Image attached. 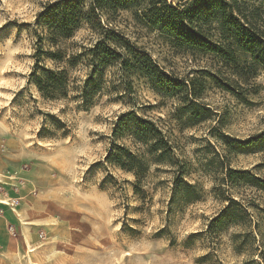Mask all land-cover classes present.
<instances>
[{
    "label": "rangeland",
    "instance_id": "1",
    "mask_svg": "<svg viewBox=\"0 0 264 264\" xmlns=\"http://www.w3.org/2000/svg\"><path fill=\"white\" fill-rule=\"evenodd\" d=\"M47 1L0 0V264H264V190L253 178H264L262 67L216 18L195 23L233 48L231 62L161 32L142 0L101 23L195 86L209 116L193 120L181 95L113 65L88 109L71 97L47 100L31 80L34 22ZM253 2L264 25V0ZM92 33L84 23L70 41ZM131 110L155 120L172 147L150 164L140 193L131 173L105 161L117 116ZM228 168L243 175L229 180ZM229 196L248 200L249 212L216 222Z\"/></svg>",
    "mask_w": 264,
    "mask_h": 264
},
{
    "label": "trees",
    "instance_id": "2",
    "mask_svg": "<svg viewBox=\"0 0 264 264\" xmlns=\"http://www.w3.org/2000/svg\"><path fill=\"white\" fill-rule=\"evenodd\" d=\"M142 0H49L37 14L34 25V64L31 80L42 97L58 100L71 97L79 107L88 109L104 88L105 68L117 66L120 74L141 73L154 86L169 95H181L185 100L183 109L193 120L206 119L210 109L200 104L196 91L183 79L162 69L145 51L133 48L114 29L101 22L107 11L125 9ZM184 1V0H182ZM147 14L150 24L175 40L194 48L215 53L228 61L234 60L233 48L225 47L212 40L196 25L202 16L214 17L220 29L228 34L234 46L251 56L254 63L264 71V25L262 10L253 0H190L174 5L168 0H147ZM89 24L92 34L88 42L70 41L76 31ZM47 61L51 64L48 65ZM84 70L85 75L73 73ZM70 92L71 95H70ZM112 141L105 155L107 163L126 173H131L136 182L135 192L140 193L144 176L151 163H158L170 157L172 150L167 136L159 124L134 111L121 112L112 131ZM128 136L132 147L117 140ZM253 139H249L251 144ZM242 171L228 168L226 177L232 180ZM255 184L264 190V178L254 176ZM179 184V183H178ZM183 189L193 186L181 181ZM180 188V187H179ZM226 205L220 210L216 222L226 219H245L249 202L227 197ZM255 222V228L258 227ZM255 240V236H252ZM264 260L262 250L259 252Z\"/></svg>",
    "mask_w": 264,
    "mask_h": 264
}]
</instances>
